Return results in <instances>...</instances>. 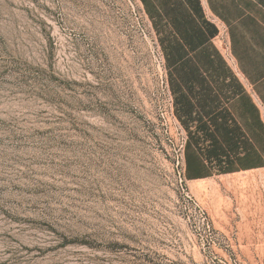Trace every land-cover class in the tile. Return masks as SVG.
<instances>
[{
	"label": "rangeland",
	"instance_id": "obj_1",
	"mask_svg": "<svg viewBox=\"0 0 264 264\" xmlns=\"http://www.w3.org/2000/svg\"><path fill=\"white\" fill-rule=\"evenodd\" d=\"M181 131L137 0H0V264H264V170Z\"/></svg>",
	"mask_w": 264,
	"mask_h": 264
},
{
	"label": "crops",
	"instance_id": "obj_2",
	"mask_svg": "<svg viewBox=\"0 0 264 264\" xmlns=\"http://www.w3.org/2000/svg\"><path fill=\"white\" fill-rule=\"evenodd\" d=\"M137 2L186 135L184 178L264 170V0Z\"/></svg>",
	"mask_w": 264,
	"mask_h": 264
},
{
	"label": "built area",
	"instance_id": "obj_3",
	"mask_svg": "<svg viewBox=\"0 0 264 264\" xmlns=\"http://www.w3.org/2000/svg\"><path fill=\"white\" fill-rule=\"evenodd\" d=\"M222 38V36L221 35H219V37H218V41L219 42H221V39ZM224 50H225V55H226V57L231 61V58H230V56H229V53L227 52V49L226 48H224ZM166 87H167V83H166ZM169 94V93H168ZM169 97H170V103H171V96H170V94H169ZM180 128H181V134H182V145H181V149H182V153H183V151H184V147H185V143H186V135H185V133H184V130L182 129V127L180 126Z\"/></svg>",
	"mask_w": 264,
	"mask_h": 264
},
{
	"label": "trees",
	"instance_id": "obj_4",
	"mask_svg": "<svg viewBox=\"0 0 264 264\" xmlns=\"http://www.w3.org/2000/svg\"><path fill=\"white\" fill-rule=\"evenodd\" d=\"M185 147H186V143H185Z\"/></svg>",
	"mask_w": 264,
	"mask_h": 264
}]
</instances>
